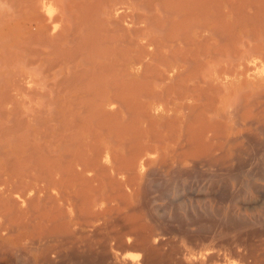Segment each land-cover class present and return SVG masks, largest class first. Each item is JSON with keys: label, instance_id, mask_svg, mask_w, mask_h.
I'll return each mask as SVG.
<instances>
[{"label": "bare ground", "instance_id": "bare-ground-1", "mask_svg": "<svg viewBox=\"0 0 264 264\" xmlns=\"http://www.w3.org/2000/svg\"><path fill=\"white\" fill-rule=\"evenodd\" d=\"M256 1L0 0V241L7 242L9 240L7 233L14 229L16 236L21 233L28 236L25 240L29 242L28 245L33 246L30 248L31 264H54V258L62 256L63 246L59 239H67L66 237L76 233L75 231L92 227L97 221L96 214L89 215L91 204L98 202L95 198L97 199L100 190L105 187L111 188L113 185V188L120 185L129 188V185H134L131 183L142 179V170L150 163L147 150H144L147 146L149 148V145H144L146 146L144 148L140 144L142 148H135L130 155L127 149L125 150L127 156L119 157L117 153L111 152L114 158L110 157L106 146L103 150L98 145L104 142V138L106 139V135L99 130L98 123L105 122L113 113L110 109L116 104L120 106L119 103H122L128 91H134L129 94L139 93L144 97L150 94L152 99L155 98L153 101L149 99V102L151 100L153 103L163 104V100L168 104L177 103L179 109L176 110L182 111L185 116L190 108H195L200 115L197 117L199 122V126L198 122L196 126L197 134L193 133L199 140L197 144L199 149L195 151L200 152L198 154L202 153L201 156L198 155L199 158L204 157L202 156L204 154L231 152L233 147L220 145L218 139L228 141L232 139L234 133L242 131L239 130L240 127L251 124L253 119L255 120V116L252 115L253 108L256 107V102L259 103L264 97V89L261 90V85L264 84V32L263 39L261 37L259 40L258 37L256 40V29H253L256 25L252 24L253 27H249L240 23L242 20L247 21L248 25L253 22ZM260 2L262 1L259 0L257 8L260 7ZM245 21L243 22L246 23ZM188 101L193 104L188 106ZM239 107L248 109V112L239 111ZM190 114L189 116H192ZM190 118L182 119L189 121ZM197 120L195 118V121ZM184 123H181L182 129ZM257 127H260V124ZM187 128L179 130V135L184 136ZM174 130L172 133L177 129ZM246 136L241 137L248 139L250 135L248 138ZM190 140L192 141V138L187 142L190 143ZM153 141L155 143L156 140ZM177 141L178 138L175 142ZM151 142L149 141V144ZM247 142L249 143V140ZM160 143L156 141L157 146ZM181 149L183 147L177 151ZM219 154L218 159L223 156ZM193 156H189L188 159ZM207 157L210 158V155H207L206 159ZM161 158L159 161L163 162L165 159ZM213 160L211 159L212 162ZM162 165L164 167V164ZM119 189L116 188V194ZM88 216L92 217L89 219L91 221L80 222L85 221ZM114 234L116 235V232ZM136 237L139 239L138 235ZM50 243L56 244L49 246ZM142 244L144 251L145 246ZM119 245L117 244L118 249L121 247ZM138 246L143 256L144 252H141L140 245ZM149 246H146L147 250ZM134 247L137 248V245ZM71 250L73 251V248ZM19 253L21 254L20 249ZM211 254L214 255L213 252ZM231 254L233 258L235 253ZM25 255L24 252L23 256ZM133 255L123 256V264H136L135 261L139 258L143 261L141 257ZM213 255L210 258L215 257ZM147 256L146 260L142 257L145 263L148 262ZM167 256L170 257L166 252ZM248 256L247 253L245 258H249ZM141 261H137L138 264L142 263ZM194 263L201 264L198 261Z\"/></svg>", "mask_w": 264, "mask_h": 264}, {"label": "rangeland", "instance_id": "rangeland-1", "mask_svg": "<svg viewBox=\"0 0 264 264\" xmlns=\"http://www.w3.org/2000/svg\"><path fill=\"white\" fill-rule=\"evenodd\" d=\"M260 1H262V2H260V7L257 8V5L259 4L258 3L259 0H258V2L256 1L257 5L255 4V6H254L256 8L254 10V17L252 19L253 22L251 24L249 22L250 25L247 24L248 23L247 21L242 20V19H241L242 21L240 22V23H243L244 25H247L249 27H253L252 24L256 25V26H254L255 28L253 27V29H256V35H257L256 40L258 39V37H260L259 40H261V37L263 39V32H264V28H263L264 27V1L263 0H260ZM243 21H245L246 23H244ZM259 24H260V26H259ZM259 42H261V41H259ZM259 45H261V43H259ZM263 45H264V43H263ZM261 86H262L261 90L264 89V84ZM131 92L132 91L126 92L127 96L125 94V97L123 98L122 103H119L120 106H118L116 104L117 106L115 105V107L110 109V112H113V113H111L109 115V117H107L105 122H100L101 124L98 123V125H100L99 130H101V132L106 135L105 136L106 139L104 138V142L98 143V145L101 146V148L99 146L98 147L100 149L105 150V146H106L108 148L109 155H111L110 157L114 158V155L112 156V153L113 154L117 153L119 157L121 155L127 156V154H125V152H126L125 150H127V149H128L127 150L128 153H129L128 155H130V153L133 152V150H135V148H139V147H141V145L143 147H144V145H149V148H148V146H147V148L145 146L144 148H146V149H144V150L145 151L147 150L149 152L148 153L146 151V153L148 154V156L150 158V163L146 168H144V170H142V179L140 181L131 183L134 185L128 184L131 188L130 187L127 188L128 186H126V185H120V186L116 185L117 189L120 188L119 190H117V194H116V188L115 187L113 188V186H114L113 185L111 188H108L110 191H108L107 187H105L99 191L100 193L98 192V197H97V199L95 198V200L98 202H94L93 204H91V209H90L91 215H89V216H92V215L96 214L98 216V218H97L98 222L95 221L92 224V227H85V228H82L81 231H75L76 233H72L69 237H66L68 240L67 239H64V240L59 239V241L62 243L61 245L63 246V248L61 249V255L62 256L60 255L61 256L60 258H58V257H56V259L54 258V264H63V263L64 264H79V263L81 264V262H82V264H87V263L88 264H90V263L91 264H101L103 262H104L103 264H109V263L110 264H123V262H122L123 256L129 255V256L133 257L134 256L133 254H136V255L138 254V252H139V246L138 245H140V248H141L140 251L141 252L143 251L142 250L143 247H141V246H143L142 243H144V246H145L144 247L145 250L143 251L146 254L145 256H147V254H148V256H147L148 262L147 261H146L147 263L143 262L144 261L143 258H145L144 253H142L144 256L143 257L139 252L140 256H138L139 254L137 256L141 257V259L143 261H141L140 258L138 260L135 259L136 261L135 260L134 261L136 264H138V262H140V261L142 263H139V264H164L166 260H167L166 261L167 264H177L178 261H180V262H178V264H181V263L182 264L183 263L184 264H196V263H194L195 261H198V263L201 262V264H203V263L204 264H207V263H209V264H260V262H261V264H263L264 263V229H262V228L264 226V161H263L264 160V156H263L264 155V129H263L264 128V126H263L264 125V107H263L264 106L263 105L264 104V97H263V100L259 101V103L257 101L256 107L253 108L254 110L252 111V115H253V117L255 116L254 117L255 120L253 119L254 122L252 121L251 124L245 125L244 127H240L239 130H242V131H240L239 133H234V135L232 136V139H230L228 141H226L224 139L219 140L221 138H219V139L217 138L219 142L217 140H214L215 142H218L220 145H222V146L224 145V147H227V146L233 147V150L229 153L215 152L214 154H206V155L203 153L204 155H202V156H204L205 158L202 157L203 158L202 159L201 157L199 158V156H198V155L201 156L202 153L198 154L200 152H195V151H198V149H199V146L197 145L199 140H197L198 138L195 135L197 134L196 132L198 130V129H196L197 122H198L197 119L200 116L198 111L195 110V108H193V107H192L193 109L190 108L192 110L190 111V109H189V112L187 110H185V111H187V113L186 112L185 113L188 116L193 111L190 114L192 116L188 117L187 115L185 116L184 114H182V111L176 110V109H179L177 107V106H179V105H177V103H174V104L169 103L168 104V102L166 100H163V104L160 102L153 103V102H151V100L149 102V99L152 97V96H150V94L144 97L143 94H139V93H137V94L134 93L135 95L129 94ZM263 95H264V93H263ZM129 96H131V97H129ZM138 96H141V98ZM148 96H150V97H148ZM154 99L155 98L153 97L152 101ZM127 101H129V103H127ZM126 104H128V105H126ZM192 104H193V102H191V101L187 102L188 106H191ZM240 104H242V102ZM259 106H260V108H259ZM111 110H113V111H111ZM239 111H242L244 113L245 111L248 112V109L246 110V109H242L239 107ZM183 113H184V111H183ZM181 116L183 119L184 118L186 119V117L187 118L193 117L195 123L193 122V118L192 119L190 118V120L188 119L189 121H187V120L183 121ZM109 118H110V120H109ZM195 118L197 121H195ZM163 119L165 120V122ZM171 119H172V122H171ZM167 122L171 123L172 125H170ZM182 122L188 123V125H186L187 123L186 124L184 123L185 125H183V129L188 127L185 130L186 134H184V136H182L181 134L179 135V130H181V131L183 130L182 125H181ZM149 123L151 125H149ZM259 124H260V127H257ZM174 125H175V127H174ZM151 126H153V128ZM158 126H160L159 129H158ZM198 126H199V122H198ZM262 126H263V128H261ZM189 127H190V130H188ZM174 128H176L177 130L175 129L176 130L175 131ZM104 130H106V131H104ZM162 130H163V132H162ZM167 130H168V132H167ZM173 130L175 131L174 133H172ZM188 131L192 134L190 135ZM157 132H159L160 134ZM185 132H183V133H185ZM167 133H169L170 135ZM193 133L194 134L196 133V134L194 135ZM240 134H241V136L250 135L249 138L252 135L253 136L251 137V139H249L246 136L248 138V139H246L245 137H241ZM137 135H138V137H137ZM187 135H189V136H187ZM169 136H170V139H168ZM166 137L168 140L165 139ZM155 138H157V139H155ZM160 138H161V141H160ZM177 138H178V141L176 143L175 140ZM191 138H192V141L190 140V143H188L187 141ZM150 139L152 141L158 140L159 142H161L160 143L161 145L159 144L158 145L159 147H158L157 146L158 143L156 144V141H155V143H154V141L151 142ZM163 139H164V142H163ZM252 139H255L257 141H253ZM247 140H249V143L247 142ZM149 141L151 142V144H149ZM185 141H186V143H185ZM126 142H128V143H126ZM146 142L148 144H146ZM253 142H255V143H253ZM174 143H176V144H174ZM124 144H126V145L124 146ZM133 144H135V145H133ZM191 144H192V146H191ZM195 144H196V146H198L197 149H195L196 148ZM249 144H251V145H249ZM258 144H259V146H257ZM254 145H256V146H254ZM133 146H135V147H133ZM180 146L183 147V149H181L182 151L181 150L177 151L181 148ZM184 147H186V148L184 149ZM256 147H257V149H256ZM235 149H238V150H235ZM110 150H112V151H110ZM249 150L251 153L249 152ZM242 152H244V153H242ZM159 153L161 155H159ZM162 154H163V156H162ZM218 154L220 156L223 155L222 157H219L220 160L217 158ZM207 155H210V158L207 157V159H206ZM161 156H162V158H161ZM177 156H179V157H177ZM189 156L190 157L193 156L194 158L192 157V158L188 159ZM195 156H197V157L195 158ZM115 157H117V156H115ZM233 157H234V159H232ZM160 158L161 159L164 158L165 160L163 159L164 160L163 162H162V160L159 161ZM255 158H256V160H255ZM211 159H214L213 162L211 161ZM189 160H191V162H189ZM218 160H219V162H218ZM223 160H224V162H223ZM246 160H247V162H246ZM250 160H251V162H250ZM220 161H222V162H220ZM161 163L164 164V167ZM175 163H176V165H175ZM198 163H199V165H198ZM217 163H219V164H217ZM221 163H225V165L222 164L223 165L222 166ZM160 164L162 167L159 166ZM218 165L219 166L221 165L220 166L221 170H219ZM245 165L247 168L245 167ZM259 165L261 166L260 168H259ZM165 166L166 167L170 166V167L165 168ZM174 166H175V170H174ZM253 167L255 170H253ZM229 168L232 169L231 170L232 172L230 171ZM179 169H181V170H179ZM189 169H191L192 171ZM208 169H209V171H208ZM193 170H194V173H193ZM197 170H199V171H197ZM216 170L219 172L217 173ZM146 171L150 175H145V174H147ZM169 171H170V173H169ZM220 171L221 172L223 171V172L221 173ZM247 171H249V172H247ZM158 172H159V175H158ZM205 172H207V173L205 174ZM183 173H185V174L187 173L186 174L187 176ZM175 175H176V177H175ZM143 178L145 179L144 183H143V180H144ZM249 180H251V181H249ZM108 187H110V186H108ZM122 191H124V192H122ZM104 192H105V194H104ZM108 193H109V195H108ZM112 194H114V195H112ZM117 196H119V198H117ZM25 197L28 198L27 195ZM102 198H104V199H102ZM109 198H111V199H109ZM88 203H91V201H88ZM165 208L167 210H164ZM107 216L109 218L111 216H113V217H111L113 220L111 218L109 219ZM87 218H86L87 221L82 220L80 222L81 223H84V222L88 223L89 221H91L89 219L90 218L92 219V217H89L88 219ZM114 218H115L116 222H115ZM117 221H119L120 223ZM107 222L110 223L111 225L108 224ZM242 222H243V225H242ZM121 225H122V227H120ZM250 225L251 226L254 225L255 227L252 226L253 227L252 228ZM240 226L241 227L243 226V227L241 228ZM74 227H76V226H74ZM111 227H112V230H111ZM133 227H134V229H133ZM136 228L137 229L139 228L140 230L139 229L137 230ZM239 228H241V229H239ZM247 228H250V229H247ZM89 229H90V231H89ZM131 229H133V230H131ZM135 229L137 230V233L135 232L136 231ZM261 229L263 232L261 231ZM75 230H78V229H75ZM124 230H125V232H124ZM201 230H202V232H201ZM214 230H216V232H219L222 234L216 233ZM243 230H245V231H243ZM246 230H247V232H246ZM129 231H130V233H129ZM147 231H149V232H147ZM248 231H249V233H248ZM115 232H116V235L114 234ZM171 232H172V234H171ZM93 233H94V235H93ZM118 233H120V234H118ZM131 233H133V234H131ZM16 234L17 233L15 232V230L12 229L7 233V237L9 240L7 242L0 241V264H26V263L31 264L32 252H31L30 248H32L33 246L28 245L29 242H27L25 240V239H27L28 236H26L23 233H21V235H18V236H16ZM113 234L115 235L114 237H113ZM136 234L139 236V239H137L138 237H136L137 236ZM164 234H166V235H164ZM216 234H217V236H215ZM254 234L256 237L254 236ZM118 235H121V236H118ZM198 235H200V236H198ZM241 235L243 236V238ZM133 236H135V238ZM184 236H186V238ZM211 236H212V238H211ZM102 237H103V239H102ZM69 238H71V239H69ZM132 238H133V240H132ZM200 238H202V239H200ZM229 238H231V240H229ZM85 239H86V241H85L86 243L84 242ZM98 239H99V241H98ZM70 240L71 241L73 240V241L71 242ZM211 240H212V242H211ZM215 240H216V242H215ZM249 240L251 243L249 242ZM22 241H23V243H22ZM102 241H104V242L102 243ZM124 241L127 244V246H125L126 244L124 243ZM158 241L161 243H159ZM257 241H259V242H257ZM131 242H132L133 246L131 245ZM100 243H101V245H98ZM116 243L118 245L119 244L121 245V247H119V249H118V246ZM234 243L235 244L238 243V245L237 244L235 245ZM248 243L250 244L249 246H251V247H249L248 245L246 246V244H248ZM54 244H56V243H50L49 246H53ZM87 244L91 245V246H88ZM212 244H215V246ZM2 245H4V246H2ZM136 245H137L138 249L136 247H134ZM241 245L243 247H241ZM261 245H262V247H261ZM6 246H8V247L6 248ZM128 246H131V247H128ZM146 246L147 247L149 246L150 248L147 250ZM156 246H158V247H156ZM160 246H162L161 249H159ZM237 246H239V247H237ZM247 247L249 248V250H245ZM70 248L71 249L73 248V251ZM101 248H102V250H99ZM171 248H173V249H171ZM19 249L21 250V254L20 253L18 254ZM94 249H96V250H94ZM176 250H179V252H181V253L183 251V253L181 254ZM260 250H262V252ZM68 251L71 253L72 256L69 255ZM105 251H107L109 256H107V253H105ZM24 252L26 254L25 256H23ZM156 252L158 253L157 256H156V254H157ZM166 252L168 253V255H170L171 258L170 257L168 258V256L166 257ZM188 252H190V253H188ZM212 252L214 253V255L211 254ZM233 252L235 254L233 255V258H232L231 253H233ZM240 252H241V254H240ZM259 252H261L262 254ZM247 253L249 255L248 256L249 258L252 256L253 253H254L253 254L254 256H252L251 259L245 258V256L247 257ZM4 254L7 256H10V257L12 256V258H10V257L7 258ZM16 254H18V255L16 256ZM121 254H122V256H121ZM178 254H180L181 256L180 255L178 256ZM212 255L215 257L210 258V256L212 257ZM257 255L258 256L261 255V256L258 257ZM20 256H22V257H20ZM81 256H83V257H81ZM86 256H88V257H86ZM160 256H162V257H160ZM163 256H165V257L163 258ZM206 256L207 257L209 256V258H207ZM240 256H241V258H240ZM96 257H98V258H96ZM257 257L259 260L257 259ZM261 257H262V259H261ZM27 258L29 259L28 262H27V260H28ZM84 258L86 260H83ZM174 258H175V261H174ZM214 258H215V260H213ZM239 258L241 259V261ZM66 259L68 260V262ZM93 259H94V261H93ZM105 259H106V261H105ZM158 259L161 263L158 262ZM207 259L208 260L211 259V261L209 262ZM245 259H247V260L245 261ZM62 260H65L66 262H64V261L62 262ZM145 260H146V258H145ZM156 261L158 263H156ZM205 261H207V263H205ZM98 262H100V263H98Z\"/></svg>", "mask_w": 264, "mask_h": 264}]
</instances>
